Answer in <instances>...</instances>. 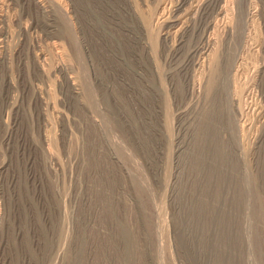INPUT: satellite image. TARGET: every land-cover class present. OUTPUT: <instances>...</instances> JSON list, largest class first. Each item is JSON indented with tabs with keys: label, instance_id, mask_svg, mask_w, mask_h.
Here are the masks:
<instances>
[{
	"label": "rangeland",
	"instance_id": "obj_1",
	"mask_svg": "<svg viewBox=\"0 0 264 264\" xmlns=\"http://www.w3.org/2000/svg\"><path fill=\"white\" fill-rule=\"evenodd\" d=\"M0 264H264V0H0Z\"/></svg>",
	"mask_w": 264,
	"mask_h": 264
},
{
	"label": "bare ground",
	"instance_id": "obj_2",
	"mask_svg": "<svg viewBox=\"0 0 264 264\" xmlns=\"http://www.w3.org/2000/svg\"><path fill=\"white\" fill-rule=\"evenodd\" d=\"M208 49H209L208 47H203L201 50L203 51V53L206 54V52H207ZM199 50H200V49H196L194 52L197 53V52H199ZM200 52H201V51H200ZM2 198H3V197H2Z\"/></svg>",
	"mask_w": 264,
	"mask_h": 264
}]
</instances>
